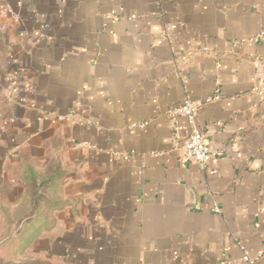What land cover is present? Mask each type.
I'll list each match as a JSON object with an SVG mask.
<instances>
[{"label":"crops","instance_id":"0c3cea01","mask_svg":"<svg viewBox=\"0 0 264 264\" xmlns=\"http://www.w3.org/2000/svg\"><path fill=\"white\" fill-rule=\"evenodd\" d=\"M261 32L264 0H0L10 259L238 264L241 242L264 264ZM187 97L207 166L180 160L190 127L169 112ZM25 183L43 191L13 222Z\"/></svg>","mask_w":264,"mask_h":264},{"label":"built area","instance_id":"2783aa9c","mask_svg":"<svg viewBox=\"0 0 264 264\" xmlns=\"http://www.w3.org/2000/svg\"><path fill=\"white\" fill-rule=\"evenodd\" d=\"M251 39L255 42L264 40V32L253 36ZM254 63L256 66L262 64L264 68V61H261L259 57L255 58ZM200 107L201 104L199 101L187 97L181 105L169 112V116L175 135H178L180 129L177 121L179 116L185 117L189 123L190 130L188 137L182 143V155L180 158L182 163H184L185 160H195L202 165L207 166L214 155H218L219 152H214L205 140V133L198 121ZM238 247L241 251V257L237 262L238 264H256L255 258L245 245L238 242ZM222 264L232 263L228 260H223Z\"/></svg>","mask_w":264,"mask_h":264},{"label":"rangeland","instance_id":"374dc122","mask_svg":"<svg viewBox=\"0 0 264 264\" xmlns=\"http://www.w3.org/2000/svg\"><path fill=\"white\" fill-rule=\"evenodd\" d=\"M32 191L36 193L42 192L43 191L42 184H39V186L35 187L32 184L26 185L25 183L24 189L22 190V192H24L25 194V197H21V199L18 200L17 202V204H19V206H22V207H21V210L17 209L16 211H14L13 209V215L14 217H16L15 219L13 218V222L14 220L15 221L17 220L19 222L21 218L23 217L22 214L25 213V211L28 209L29 201H30L29 200L30 193L32 194ZM26 196H29V197H26ZM17 234L18 232H16L14 229H13V234H10L9 232L0 233V264H17L15 262V260L17 259L22 260L21 264L24 263V260L26 259L25 253L21 254L20 257L14 253L12 259H10V255H9L10 251L8 247L10 245V241L11 240L13 241L16 238Z\"/></svg>","mask_w":264,"mask_h":264},{"label":"trees","instance_id":"16d2710c","mask_svg":"<svg viewBox=\"0 0 264 264\" xmlns=\"http://www.w3.org/2000/svg\"><path fill=\"white\" fill-rule=\"evenodd\" d=\"M35 187H37V185L35 184Z\"/></svg>","mask_w":264,"mask_h":264}]
</instances>
